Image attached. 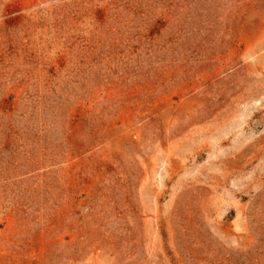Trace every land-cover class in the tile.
<instances>
[{
	"label": "rangeland",
	"instance_id": "rangeland-1",
	"mask_svg": "<svg viewBox=\"0 0 264 264\" xmlns=\"http://www.w3.org/2000/svg\"><path fill=\"white\" fill-rule=\"evenodd\" d=\"M0 264H264V0H0Z\"/></svg>",
	"mask_w": 264,
	"mask_h": 264
}]
</instances>
